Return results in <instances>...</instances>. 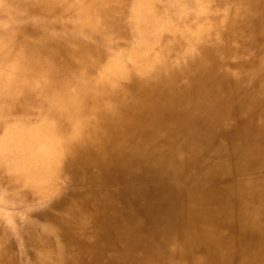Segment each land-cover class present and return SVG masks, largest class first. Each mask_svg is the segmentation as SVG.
<instances>
[{
	"label": "bare ground",
	"instance_id": "6f19581e",
	"mask_svg": "<svg viewBox=\"0 0 264 264\" xmlns=\"http://www.w3.org/2000/svg\"><path fill=\"white\" fill-rule=\"evenodd\" d=\"M0 264H264V0H0Z\"/></svg>",
	"mask_w": 264,
	"mask_h": 264
}]
</instances>
